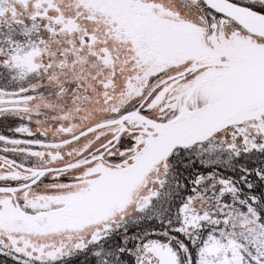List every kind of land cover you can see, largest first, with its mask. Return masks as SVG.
Here are the masks:
<instances>
[{
    "label": "snow or ice",
    "instance_id": "obj_1",
    "mask_svg": "<svg viewBox=\"0 0 264 264\" xmlns=\"http://www.w3.org/2000/svg\"><path fill=\"white\" fill-rule=\"evenodd\" d=\"M0 264H264V0H0Z\"/></svg>",
    "mask_w": 264,
    "mask_h": 264
}]
</instances>
